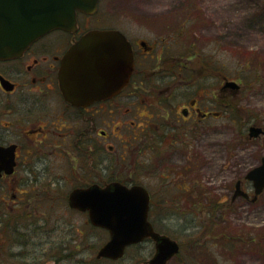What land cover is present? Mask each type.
Here are the masks:
<instances>
[{
	"label": "flooded vegetation",
	"instance_id": "1",
	"mask_svg": "<svg viewBox=\"0 0 264 264\" xmlns=\"http://www.w3.org/2000/svg\"><path fill=\"white\" fill-rule=\"evenodd\" d=\"M104 1L92 12L78 9L74 24L53 28L15 55L0 56V264L69 261L76 226L65 212L85 214L92 227L90 212L72 207L70 194L93 185L144 187L156 230L154 208L168 207V214L157 216L171 220L178 214L197 223L205 243L216 230L229 247L238 241L235 221L223 226L234 204H259L254 211L264 218V188L256 193L247 177L264 158L258 153L264 147V107L253 95L260 78L248 81L240 73L237 80L207 57L198 59L196 50L183 49L188 45H176L184 21L193 19L182 16L190 12L174 13L184 21L170 38L156 34L148 40L104 22ZM93 30L121 31L131 44L133 70L111 97L76 104L64 95L60 71L69 48ZM204 146L211 159L221 147L227 163L231 157L233 163L257 155L260 160L232 192L228 186L215 194L217 189L203 184V170L208 181L215 170L212 162L204 164ZM240 163L246 162L236 168ZM16 187L23 190L17 193ZM65 206L64 214L51 209ZM61 228L68 234L62 240ZM247 238L264 244L263 230Z\"/></svg>",
	"mask_w": 264,
	"mask_h": 264
},
{
	"label": "rangeland",
	"instance_id": "2",
	"mask_svg": "<svg viewBox=\"0 0 264 264\" xmlns=\"http://www.w3.org/2000/svg\"><path fill=\"white\" fill-rule=\"evenodd\" d=\"M178 12L183 14L190 12L191 15L185 14L182 17L192 16L193 19L184 21L180 15L174 14ZM100 13L107 24L119 25L131 36H141L148 40L155 39L156 34L168 39L173 28L177 29L183 21L186 22L182 36L176 37L178 40L176 45H188L183 49L196 50L198 59L207 57L218 66L220 73L230 71L231 76L237 80L240 73L245 75L248 81H256L259 77L261 81L254 84L256 93L253 95L256 102L264 107V0H105ZM155 17H160V20L149 28L147 24ZM188 22L194 24L186 27ZM204 150V164L212 162L215 170L213 180L210 181L205 178L203 170L205 179L203 184L208 188L217 189L218 193L213 191L215 194L226 193L228 186H231L232 192L237 179L244 178L246 169L260 160L259 155H264L263 147L259 149V155L255 156V159L237 160L233 163L231 157L230 163H227L221 147L213 159L207 157L205 146ZM238 162L246 163H240L236 168ZM229 164L230 174L224 172L230 167ZM22 190L16 187L14 191L19 193ZM243 205V202L234 204L231 208V217L226 214V219L229 220L223 222L226 228L235 221V229L239 231L238 241L231 243V247L220 233L218 239L217 230L208 236L210 240L205 243L195 226L197 223L184 221L178 214L175 215L176 218L164 220L157 214L166 215L170 208H154L155 212L159 211L153 217L157 230L171 235L181 243V252L167 264H264V244H250V239L247 238L250 232L256 238L259 231L264 232V218L261 219L260 213L254 211L259 204ZM43 208L50 212L47 206L44 205ZM51 209L64 214V211H68V206ZM67 214L71 216L76 226L75 252L69 261L66 257L60 264H148L147 261L155 252V243L148 239L132 246L119 260L97 259V251L108 240L109 232L100 227H89L88 223H85V214L79 211L65 212L64 216ZM67 236L62 228L57 234L60 240ZM47 264L54 262L50 260Z\"/></svg>",
	"mask_w": 264,
	"mask_h": 264
},
{
	"label": "water",
	"instance_id": "3",
	"mask_svg": "<svg viewBox=\"0 0 264 264\" xmlns=\"http://www.w3.org/2000/svg\"><path fill=\"white\" fill-rule=\"evenodd\" d=\"M99 0H0V56L15 55L56 27L75 23L78 9L92 12ZM134 65L131 44L119 30H93L73 44L60 71L65 97L76 104L116 94L129 80ZM256 193L264 188V158L249 171ZM70 205L90 212L94 226L109 231L96 257L118 260L129 246L152 238L155 252L148 264H167L180 252L179 242L156 231L149 220V195L142 186L116 184L75 189Z\"/></svg>",
	"mask_w": 264,
	"mask_h": 264
},
{
	"label": "trees",
	"instance_id": "4",
	"mask_svg": "<svg viewBox=\"0 0 264 264\" xmlns=\"http://www.w3.org/2000/svg\"><path fill=\"white\" fill-rule=\"evenodd\" d=\"M252 240V239H251ZM250 244H252L251 242H249ZM258 244H259V242H258ZM136 245H139V244H136ZM136 245H133V246H136ZM132 247V246H131ZM131 247H129L128 248V250L131 248ZM128 250H127V252H128ZM98 259V258H97Z\"/></svg>",
	"mask_w": 264,
	"mask_h": 264
}]
</instances>
